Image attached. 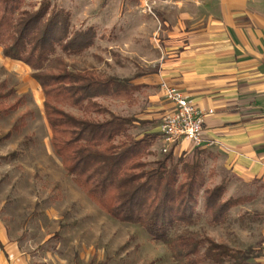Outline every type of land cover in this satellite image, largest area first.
Here are the masks:
<instances>
[{
    "label": "rangeland",
    "instance_id": "rangeland-1",
    "mask_svg": "<svg viewBox=\"0 0 264 264\" xmlns=\"http://www.w3.org/2000/svg\"><path fill=\"white\" fill-rule=\"evenodd\" d=\"M42 1L66 10L71 28L92 26L96 30L88 49L79 54L57 49L45 69H56L55 58L61 57L68 69L102 78L124 80L155 70L154 59L164 49L166 35L161 19H168L159 13L156 0L148 5L145 0H24V8L37 9ZM31 71L22 62L0 64V103H17L14 110L0 113V221L16 242L24 264H179L165 245L153 241L143 228L111 218L66 175L52 151L44 96ZM149 94L138 87L127 94L101 93L95 99L114 114L133 116L148 109ZM64 108L98 120L108 116L68 105ZM139 127L131 125L129 132L140 136ZM167 152L154 151L147 160L160 159ZM183 159L202 163L204 186L197 197L195 224L179 226L171 234L210 236L234 248L261 250L262 192L257 195L245 183L224 178V199L244 198L243 204L232 207L224 223H211L202 207L203 188L222 182L225 171L217 159ZM260 263L256 258L249 262Z\"/></svg>",
    "mask_w": 264,
    "mask_h": 264
},
{
    "label": "trees",
    "instance_id": "trees-1",
    "mask_svg": "<svg viewBox=\"0 0 264 264\" xmlns=\"http://www.w3.org/2000/svg\"><path fill=\"white\" fill-rule=\"evenodd\" d=\"M70 25L69 13L47 1L28 10L24 0H0L2 55L32 70L44 96L51 148L66 175L111 218L137 225L165 245L179 264H249L259 257L261 250L234 248L210 236L171 234L179 226L195 224L197 197L204 186L202 163L174 159L171 150L160 159L147 160L154 156L151 147L160 134H131L133 116L114 114L95 99L112 90L116 94L136 90L129 79L70 70L61 57L55 58L56 69H45L57 49L79 54L93 44L92 26L75 30ZM66 105L108 116L98 120L75 115L65 110ZM16 107L17 103L1 102L0 113ZM225 192L224 181L203 188L202 207L211 223H224L229 210L243 202L240 197L224 199Z\"/></svg>",
    "mask_w": 264,
    "mask_h": 264
},
{
    "label": "crops",
    "instance_id": "crops-1",
    "mask_svg": "<svg viewBox=\"0 0 264 264\" xmlns=\"http://www.w3.org/2000/svg\"><path fill=\"white\" fill-rule=\"evenodd\" d=\"M156 1L159 13L168 16L160 23L166 26L164 49L154 59V71L129 79L132 87L150 91L148 109L133 115L138 137L160 134L152 150L163 152L156 120L174 106L160 86L176 87L197 109L204 130L199 145L185 140L173 148L174 158L217 159L225 171L219 182L234 179L264 195V0ZM1 53L0 46V64L20 62ZM261 235L262 254L256 259L264 264V227ZM0 264H24L1 221Z\"/></svg>",
    "mask_w": 264,
    "mask_h": 264
},
{
    "label": "built area",
    "instance_id": "built-area-1",
    "mask_svg": "<svg viewBox=\"0 0 264 264\" xmlns=\"http://www.w3.org/2000/svg\"><path fill=\"white\" fill-rule=\"evenodd\" d=\"M160 90L174 106L171 112L162 117L160 123L164 141L163 151L172 150L185 140L199 145L202 142L204 128L197 109L178 88L162 84Z\"/></svg>",
    "mask_w": 264,
    "mask_h": 264
}]
</instances>
